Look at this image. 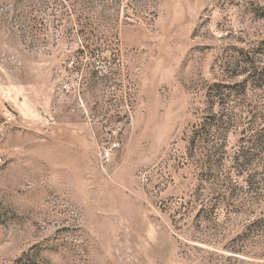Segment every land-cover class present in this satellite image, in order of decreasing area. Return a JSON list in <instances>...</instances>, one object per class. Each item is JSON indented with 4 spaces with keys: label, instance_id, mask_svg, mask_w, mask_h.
Wrapping results in <instances>:
<instances>
[{
    "label": "rangeland",
    "instance_id": "rangeland-1",
    "mask_svg": "<svg viewBox=\"0 0 264 264\" xmlns=\"http://www.w3.org/2000/svg\"><path fill=\"white\" fill-rule=\"evenodd\" d=\"M0 264H264V0H0Z\"/></svg>",
    "mask_w": 264,
    "mask_h": 264
}]
</instances>
